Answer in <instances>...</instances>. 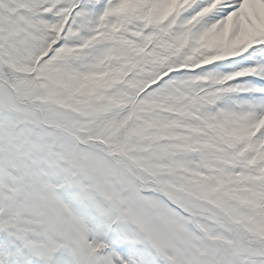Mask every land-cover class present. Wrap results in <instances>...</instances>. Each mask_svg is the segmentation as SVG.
<instances>
[{"label":"snow or ice","instance_id":"6c2138e0","mask_svg":"<svg viewBox=\"0 0 264 264\" xmlns=\"http://www.w3.org/2000/svg\"><path fill=\"white\" fill-rule=\"evenodd\" d=\"M0 264H264V0H0Z\"/></svg>","mask_w":264,"mask_h":264}]
</instances>
